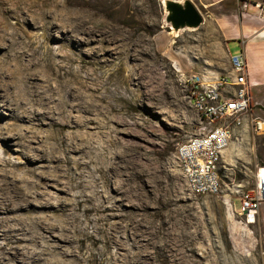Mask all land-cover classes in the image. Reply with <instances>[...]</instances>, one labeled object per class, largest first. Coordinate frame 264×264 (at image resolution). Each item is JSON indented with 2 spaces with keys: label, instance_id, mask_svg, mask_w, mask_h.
Returning <instances> with one entry per match:
<instances>
[{
  "label": "rangeland",
  "instance_id": "obj_1",
  "mask_svg": "<svg viewBox=\"0 0 264 264\" xmlns=\"http://www.w3.org/2000/svg\"><path fill=\"white\" fill-rule=\"evenodd\" d=\"M200 13L197 29L174 34L162 0H123L107 13L86 0H0V173L10 172L8 180L0 175V197L79 202L72 215L56 202L23 204L18 215L26 238L0 236V259L21 264L12 260L21 248L46 245L31 240L40 221L60 226L71 217L83 264H156L169 251L198 264H264V219L258 212L247 223L239 215L241 192L256 190L257 171L264 173V102H253L235 129L221 195H193L175 160L178 144L201 132L186 80L232 71L213 22ZM55 58L62 77L91 74L90 114L77 113L72 99L61 114L53 112V92L51 100L45 92L24 94L22 84L40 83L29 76L35 63L52 70ZM43 104L47 113H40ZM87 197L93 200L80 203ZM7 205L0 203V220L15 215ZM111 234L122 246L108 245ZM60 252L42 259L76 258L61 259Z\"/></svg>",
  "mask_w": 264,
  "mask_h": 264
},
{
  "label": "built area",
  "instance_id": "obj_2",
  "mask_svg": "<svg viewBox=\"0 0 264 264\" xmlns=\"http://www.w3.org/2000/svg\"><path fill=\"white\" fill-rule=\"evenodd\" d=\"M231 72L212 79L193 74L186 80L190 103L201 132L178 144L175 160L187 189L195 196H219L223 191L224 154L235 129L244 125L253 106L244 53L229 56ZM258 128L261 124L258 123ZM256 190L241 192L239 215L254 221L264 202V174L257 171Z\"/></svg>",
  "mask_w": 264,
  "mask_h": 264
},
{
  "label": "bare ground",
  "instance_id": "obj_3",
  "mask_svg": "<svg viewBox=\"0 0 264 264\" xmlns=\"http://www.w3.org/2000/svg\"><path fill=\"white\" fill-rule=\"evenodd\" d=\"M38 2V0H30V2ZM165 1L162 0V4H165ZM123 2V0H86V3L89 6L92 7H101V12L107 13L108 10L112 7L119 6ZM180 2V1H179ZM103 10V11H102ZM166 14V13H165ZM185 30H193L186 28ZM174 34H177V32L174 31ZM176 36V35H175ZM53 49V48H52ZM57 49V48H56ZM60 53H63V51L56 52V55H60ZM54 65L52 70H45L42 66H40L38 63H35L36 66L29 72V76L37 78L40 83H28V84H22V89L25 95H35L45 92L48 96V100L51 98H54V95H51L55 93L58 96V105L55 108H52L53 112H57L61 114V110H65L68 107L71 106L70 101L71 99L73 101H77L75 104L78 107L77 113L84 112L90 114L94 107V101H93V93L92 88L88 86L89 74L86 76V78H80L78 73H74L73 76L70 77H62V74L59 73V68L62 66V62L58 63L57 59H54ZM98 66H95L96 69H99L100 64H97ZM69 68V66H67ZM59 73V74H57ZM62 93H64L68 99H65L62 97ZM65 96V97H66ZM84 101V104L81 102ZM82 104L84 105V109H82ZM42 110L40 113H47L46 111L50 108L43 104ZM76 111V109H75ZM69 112V111H68ZM67 116H72V113L68 114ZM74 117H79L76 115H73ZM262 130V129H261ZM70 149H77L75 146H69ZM29 161L34 162L36 159L30 155H28ZM18 163H22L19 161ZM260 172V169L258 170ZM10 172L8 170H2V179L8 180ZM258 176H256L257 181ZM13 182V180H12ZM11 182V183H12ZM44 197V196H43ZM42 197V198H43ZM93 200V198H85L80 201V203H87L88 201ZM4 201H8L7 210L14 211L15 215L11 218V220H0V236H2L5 241L10 240L11 238H17L19 237L21 240L26 238L24 224L19 220V213L24 210L22 208L23 204L32 205L33 202H39L41 204V207L51 206L54 202L60 203L63 206L62 211L67 213V215H72L75 210H77V206L79 205V202H76L75 200L66 198V197H52L48 196V198H43L42 200H36L33 199V202L29 200L27 196H22L19 198L14 197H0V203H3ZM44 201V202H43ZM26 209V208H25ZM94 211L99 212L96 207L93 208ZM112 212V216H116L113 212L114 210L112 208H105L103 212ZM30 212H33L30 210ZM47 212V211H46ZM21 214V213H20ZM88 221V220H87ZM76 220H74L71 217H65L62 221V225L55 226L51 225L49 227H46L45 221H40L38 226L40 229L37 231H33L31 233V240L36 245L39 243V241H46L45 246L43 249H38L37 247H24L21 248V253H18L13 256L12 260H15V262L19 261L21 264H54L49 262L48 260L42 259L43 255L46 254H56V250H61L64 253H59L57 255L61 256V259H64L65 256H74L75 259H64L63 262L59 264H83L79 257H77V249L75 247V244L77 241L74 239V233L72 231V226L75 224ZM93 223L100 222V217H95L92 219ZM254 223V221H250L247 223ZM56 232V233H55ZM52 238H55L51 240ZM95 239V236H93ZM46 239V240H45ZM108 245L117 244L122 246V242L115 239V235L111 234L108 237L107 241ZM5 247L7 249L12 248L8 246V242H5ZM64 254V255H62ZM182 257H185V259L180 258L178 255L173 254L171 251H169L167 254H162L160 252L154 262L156 264H198L197 262L191 260L189 257H187L185 254H182ZM44 261H42V260ZM117 260H114V264H117ZM0 264H9L8 262H4V259H0Z\"/></svg>",
  "mask_w": 264,
  "mask_h": 264
},
{
  "label": "crops",
  "instance_id": "obj_4",
  "mask_svg": "<svg viewBox=\"0 0 264 264\" xmlns=\"http://www.w3.org/2000/svg\"><path fill=\"white\" fill-rule=\"evenodd\" d=\"M193 2L213 22L228 56L244 53L253 102H264V0ZM258 212L264 219V204Z\"/></svg>",
  "mask_w": 264,
  "mask_h": 264
},
{
  "label": "water",
  "instance_id": "obj_5",
  "mask_svg": "<svg viewBox=\"0 0 264 264\" xmlns=\"http://www.w3.org/2000/svg\"><path fill=\"white\" fill-rule=\"evenodd\" d=\"M163 6L166 23L175 32L186 28L197 29L204 21L202 14L190 0L184 2L167 0Z\"/></svg>",
  "mask_w": 264,
  "mask_h": 264
}]
</instances>
